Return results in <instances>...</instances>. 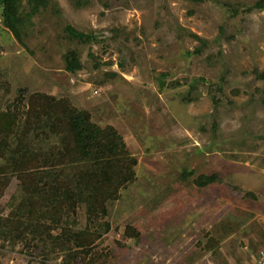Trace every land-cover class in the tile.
I'll return each mask as SVG.
<instances>
[{
  "label": "rangeland",
  "instance_id": "1",
  "mask_svg": "<svg viewBox=\"0 0 264 264\" xmlns=\"http://www.w3.org/2000/svg\"><path fill=\"white\" fill-rule=\"evenodd\" d=\"M55 1L56 8L34 15L26 42L0 21V109L10 106L19 115L33 105L29 97L35 92L57 100L67 96L88 109L94 121L112 125L137 160L135 174L124 179L120 195L108 199L95 220L101 235L94 248L71 264H254L261 251L257 243L264 245V78L255 71H264V9L230 11L229 6L251 0H91L81 6L76 0ZM68 24L103 41L70 43L61 37ZM197 35L208 40L203 52L197 49L202 45ZM69 47L82 55L83 67L76 72L65 68ZM122 57L131 62L124 68ZM199 75L213 78L212 93L209 83L201 84L200 96L185 100L184 93L200 84ZM159 80L166 84L163 91ZM27 117L17 119L22 129ZM44 126L41 135L23 134L24 142L43 154L38 170L24 168L27 180L44 178L40 187L54 183L48 174L55 176L65 166L48 156L49 148L60 147L61 137ZM0 148L5 151L0 149L5 169L0 182L7 174L11 178L0 193V215L6 217L15 209V197L21 199L22 181L16 171L7 172L19 167L17 156ZM213 173L224 180L197 182ZM227 182L243 191L236 193ZM87 210L82 202L58 223L54 213L43 220L53 226V236L59 233L65 241L72 232L65 226L76 215L85 224ZM7 238L0 232L5 264H64L67 258V251H54L43 260L28 254L26 240L11 246ZM35 243L54 245L52 239ZM76 246L72 238L66 250Z\"/></svg>",
  "mask_w": 264,
  "mask_h": 264
},
{
  "label": "trees",
  "instance_id": "2",
  "mask_svg": "<svg viewBox=\"0 0 264 264\" xmlns=\"http://www.w3.org/2000/svg\"><path fill=\"white\" fill-rule=\"evenodd\" d=\"M102 1L107 2V0ZM251 1V4L250 2H239L238 5L229 6L230 11L238 15L242 11L252 12L256 9H264V0ZM75 3L77 6H81L84 3L90 4L91 0H76ZM52 6L56 8L58 3L55 0H0V21L4 20L6 26L19 41L26 42L30 34L29 26L34 23V15L41 13L44 9L48 10ZM220 30L221 32L225 31L226 26H221ZM191 35L194 36L195 34ZM61 37L64 40H69L70 43L77 42L78 44L88 43L89 41H103L101 38H97L94 33L79 30L72 24L66 25ZM195 37L201 38L198 35ZM200 40L202 45L197 49L199 52H203L208 40L206 38ZM94 57L97 58L96 55ZM81 58L82 55L79 49L69 47L63 55L66 70L76 72L82 68ZM208 58L212 59V54H209ZM96 61L97 66L99 63L98 60ZM108 63H112V61ZM130 63L125 61L123 57L119 61L122 68ZM177 69H179V66H176ZM255 71L258 77L264 78L263 70L256 69ZM169 73H174V70L172 69ZM111 74L117 73L112 72ZM164 76L167 75L164 74ZM198 78L200 84L193 85L188 94L187 92L184 93L185 100H196L202 92L201 84L206 85V83H209L207 91L210 94L212 93L214 88L213 78H211L212 81L206 80L202 75H199ZM221 81H217V85L218 89L223 90ZM165 86V82L159 80L160 90L163 91L166 88ZM199 88L201 90H199V94L193 96V92ZM29 100L33 105L25 111L20 110L19 115L14 113L10 106H8V109H0V146L15 154L17 156L15 160L20 163L19 167H15L14 170L7 169V172L12 171L14 174L16 171L17 179L22 181L18 185L20 192H22L21 199L15 197L17 201L14 202L15 209L6 217L0 215V232L3 233L5 240L8 239L7 236L11 238V246L16 245L18 242L21 244L26 240L28 254L32 251L35 256L43 257V260L50 258L54 251L60 254L64 251L68 252L66 249H68L70 239L73 238L77 246L73 252L63 253L67 257L64 264H71L72 260L76 261L85 251H91L94 248L95 240L101 235L97 230L95 220L100 211H106L107 200L115 199L120 195V185H123L124 179L130 180L135 174L134 163L137 160L135 157H130L127 143L124 142L123 137L112 125L104 127L94 121L91 112L88 109L76 106L71 98L66 96L57 100L52 94L35 92L30 95ZM216 101L219 100L216 98ZM25 113L28 114V117L22 129L17 125V119ZM45 115L47 116L46 120L43 119ZM44 122L55 134L61 137L59 140L61 141L60 147L54 145L49 148L48 156L57 157L56 160L61 164H65V166L59 168V171L58 169L55 170L52 173L55 176L48 174V177L55 180L54 183L43 182L40 187L37 183H42L44 178L27 180L24 177V168L38 170L36 164L40 156L43 157V154L34 150V147H31L30 144L25 143L23 134L28 135L31 131H34L41 135L39 129L45 127ZM14 131H17V134H14ZM7 157L10 160L8 155ZM2 167L0 166V170L5 171ZM74 167L78 168L76 173L70 174ZM120 170H122L121 175L118 173ZM9 175L7 174V177L3 176L1 178L0 193H3L5 185L11 180ZM64 175L67 177H64ZM5 177L7 180H5ZM223 180L224 178L220 173H213L205 177L201 176L197 182L207 185ZM227 184L235 192L243 191L238 185L231 182H227ZM90 195H92V200ZM82 202H85L88 206L86 223L81 224L82 221L78 215L72 220V224L68 223L67 218L66 222L68 224L65 227L68 226L67 229L72 230L70 235H67L66 240L68 242L62 240L59 233L53 236V226L48 224L47 220H43V216L47 218L49 213H54L56 215L54 216V222L58 223L63 220L64 215L70 217L71 213H76ZM56 227L54 226V229ZM64 235L65 233L62 231V236L64 237ZM49 236H51L54 244L51 249L49 247H38L35 243L38 239L48 243L51 240ZM4 245L6 246L5 243H3ZM14 252L11 253V256H17ZM93 255L96 254H92L90 258L92 260L94 259ZM1 261L0 264H5L3 259ZM86 264H91V261H87Z\"/></svg>",
  "mask_w": 264,
  "mask_h": 264
},
{
  "label": "built area",
  "instance_id": "3",
  "mask_svg": "<svg viewBox=\"0 0 264 264\" xmlns=\"http://www.w3.org/2000/svg\"><path fill=\"white\" fill-rule=\"evenodd\" d=\"M254 264H264V248L261 249L260 253H257Z\"/></svg>",
  "mask_w": 264,
  "mask_h": 264
},
{
  "label": "crops",
  "instance_id": "4",
  "mask_svg": "<svg viewBox=\"0 0 264 264\" xmlns=\"http://www.w3.org/2000/svg\"><path fill=\"white\" fill-rule=\"evenodd\" d=\"M238 222V220H237V218L236 219H234L231 223H233L235 226H233L234 228H236L237 226H236V223ZM241 225V224H240ZM240 225H238V227L240 226ZM244 228V227H243ZM243 228H241V229H243ZM255 229H257V228H255ZM253 241V240H252ZM258 244V247L259 248H264V245H262V243H260V242H258L257 243ZM257 254V253H256ZM256 254H255V256H254V259L253 260H255V257H256ZM253 255V254H252ZM251 255V256H252ZM252 261V260H251Z\"/></svg>",
  "mask_w": 264,
  "mask_h": 264
}]
</instances>
